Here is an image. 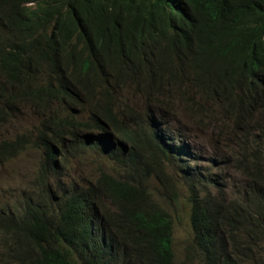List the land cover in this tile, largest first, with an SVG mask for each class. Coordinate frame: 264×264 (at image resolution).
Masks as SVG:
<instances>
[{
	"label": "trees",
	"instance_id": "1",
	"mask_svg": "<svg viewBox=\"0 0 264 264\" xmlns=\"http://www.w3.org/2000/svg\"><path fill=\"white\" fill-rule=\"evenodd\" d=\"M115 6L116 0H64L55 11L22 18L17 0H0V127L16 122L12 102L21 93L42 98L47 110L30 131L0 140V165L29 150L42 155L36 169L41 195L30 194L20 208L0 213V232L11 238L5 235L3 240L15 250L16 263L175 264L171 215L153 200L148 185L155 174L176 201L165 162L176 166L174 174L187 192L191 248L184 263L220 264L225 250L239 254L233 236L241 232L254 240L240 254L264 245V136L256 138L250 163L237 156L233 176L244 183L233 193L234 180L226 188L214 186L194 169L175 165L178 159L184 162L182 154L175 146L165 147L156 121L163 116L149 111L143 122L134 120L107 133L117 152L107 158L124 169L123 176L101 173L93 183H62L66 148L81 134L76 123L80 112L71 103L86 92L88 83L107 81L111 73L136 86L147 82L146 99L158 108L159 93L153 89L168 86L181 98L186 96L181 82H176L177 66L184 62L210 99L220 101L235 90L256 94L261 90L264 98V28L241 39L240 53L228 42L233 25L225 15L226 0H211L205 6L196 1L192 21L187 11L171 17L156 6L135 8L110 25L94 23L88 31L78 30L77 20ZM177 15L187 19L188 27L176 20ZM87 98L84 95L82 103ZM246 100L244 95L233 103L237 120H242ZM91 115L94 128L100 131L108 128L102 122L116 124L107 109ZM163 122L170 134L171 127ZM247 135L241 137V144ZM104 143L95 139L88 144L103 149ZM206 185L216 189V195ZM231 186L232 192L227 193ZM249 259L248 264H264V250Z\"/></svg>",
	"mask_w": 264,
	"mask_h": 264
},
{
	"label": "clouds",
	"instance_id": "2",
	"mask_svg": "<svg viewBox=\"0 0 264 264\" xmlns=\"http://www.w3.org/2000/svg\"><path fill=\"white\" fill-rule=\"evenodd\" d=\"M20 8V16L22 18H28L32 15H39L44 11H55L64 3V0H17ZM196 1L198 0H116V6L114 9L107 10L104 14H100L95 17H90L87 20H77V28L81 32L88 31L90 27L95 23L99 25H110L116 20H121L126 18L129 13L135 8H154L158 6L160 9H163L165 14H181L187 11L191 15L192 21V10L191 7L195 6ZM202 6H205L210 3L211 0H200ZM248 5V6H247ZM245 7V8H244ZM256 13V14H255ZM229 21H232L233 31L232 35L228 39V42L232 44L240 53L243 54L242 50L239 48L241 39L252 32H256L264 28V0H248L246 3L238 2L237 0H226V13ZM178 22H185L186 27L187 19L184 16H174ZM190 21V23H191ZM190 25V24H189ZM27 43V42H26ZM181 65H185L188 68V83L190 88H193L198 93L199 97L197 98L194 94L192 99L188 101V105H191L192 110L190 109L189 120L193 121L195 125H201L202 119L205 120V126L208 127L210 123H216L219 126L218 131L232 134L233 132L237 133L239 140L237 145L239 146V152L237 156L242 159L244 162H248V158L255 157L252 154L254 146L256 144V138L259 136H264V122H261L258 118L260 116L264 119V98L262 91L259 90L258 94L250 93L249 91L244 90H235L228 91L224 97L218 101L213 98H209L208 93H205L199 86V79L194 75L189 63L184 62ZM87 90L84 94H80L79 99L74 101L72 108L76 112H80L76 123L79 125L81 134L76 136V139L71 140V148H66L68 153L65 155L66 162L68 154L71 153L72 158L80 157V153H84L87 150H90L94 153L100 154L101 156L107 157V155H115L117 152L113 149L115 145L107 141V136L110 132L116 131L122 126H126L123 123V119L127 114L128 107L123 102L121 96L124 91H137L144 96L146 99L148 89V83L140 81L139 86H136L130 80L125 78L118 77L115 73H111L107 77V81L102 82H90L86 85ZM179 87L185 91V95L188 96V89L182 83ZM91 94V95H90ZM84 95H88L86 102L82 103ZM247 96V100L244 104L242 120L236 119V113L234 110L233 103L237 101V98L240 96ZM16 99L13 100L12 105L16 108L15 120L17 121L20 117L33 116L37 121L43 120L44 115L47 114L46 108H44V100L38 98V96L31 94L29 92L21 93V98L18 95L15 96ZM41 100V101H40ZM147 100V99H146ZM54 104V103H52ZM209 106V109L206 108ZM236 106V104H235ZM32 107L37 111V115L34 114ZM102 109H107L116 119L115 125H109L105 122H102V125L107 128V131H100L93 126L92 115L93 112H101ZM149 108L146 109L145 115L148 114ZM158 114V113H157ZM23 115V116H22ZM160 115V114H159ZM67 116V114H66ZM162 116V115H161ZM147 117L135 119L143 122ZM161 132V138L165 142V147L175 146L180 150L182 154L180 156L183 163L177 160L175 165L185 166L184 168L194 169L198 175L207 170L202 169L196 163H192L190 158L191 152L188 146L181 141L177 131L170 129V134L163 129L166 125L163 121L157 120ZM38 124V122H37ZM37 126V125H36ZM2 127V126H1ZM0 127V128H1ZM4 127V126H3ZM157 127V126H156ZM263 133V134H259ZM244 134H248L244 142L248 143L247 146L241 144V137ZM79 138V139H78ZM95 139H101L104 141V144H101L100 147L103 149H95L91 144ZM3 140V139H0ZM8 140V139H7ZM79 141L85 144V147H80ZM87 142V143H86ZM102 150V151H99ZM235 157V160L237 158ZM245 156V158H243ZM258 159V158H257ZM195 162V161H193ZM174 164V163H173ZM235 164V163H234ZM177 170V168H176ZM204 177V176H203ZM205 178V177H204ZM245 178V177H244ZM212 182V178H208ZM243 182L241 183V188L243 187ZM215 184L217 180L215 179ZM236 187V190L233 193H237L241 188L237 184H233ZM232 185V186H233ZM232 186L227 193L232 192ZM225 192V195L227 194ZM257 228L256 225L252 226ZM245 236H244V235ZM233 239L238 243L239 254H233L229 252L221 256V263H239V264H248L251 260L250 256L253 254L258 256V251L264 250V245H258L252 249H257L256 252H253L251 249L248 252L240 254L246 250L245 244L248 241H253L254 236L246 232H241L239 235L234 234Z\"/></svg>",
	"mask_w": 264,
	"mask_h": 264
},
{
	"label": "rangeland",
	"instance_id": "3",
	"mask_svg": "<svg viewBox=\"0 0 264 264\" xmlns=\"http://www.w3.org/2000/svg\"><path fill=\"white\" fill-rule=\"evenodd\" d=\"M177 72L176 82H181L186 86L188 96L181 98L177 91L170 90L168 86L160 90L153 89L152 91L159 93L158 108L156 105H151L139 92L124 91L121 98L128 107V111L123 123L130 126L136 118L143 119L147 108L151 113L162 115V121L168 122L167 125L172 130L177 131L181 141L188 146L191 152L190 158L195 161L192 163H196L208 171L203 173L205 180L211 177L214 186L216 179L218 183L216 186L225 188L234 180L241 188L243 179L233 176L235 157L239 152L237 145L239 136L235 132L230 134L218 131L219 126L216 123H210L206 127L204 119H202L200 126L189 120L188 101L192 99L193 94L197 98L199 95L196 90L190 88L187 66L178 65ZM146 91L150 92L149 89ZM206 108L209 109V106ZM258 118L264 122L260 116ZM37 122L31 115L20 117L16 122H9L0 128V139H10L15 133L23 130L25 132L30 131L37 125ZM79 156L72 158L71 153L68 154L66 172L61 177L62 183L67 184L71 180L78 184L93 183L101 173L110 174L114 177L124 175V169L121 166L119 167L116 162L110 161L100 154L87 150L80 153ZM41 158V153L29 150L0 165V213L8 211L12 207L20 208L22 201L30 194L34 198L41 195L36 173ZM164 167L165 173L170 177L172 186L176 191V201L172 200L169 189L159 182L155 174L148 181L149 190L153 200L171 215L174 262L175 264H186L184 262L188 254L187 250L191 248L189 209L186 202L187 192L184 183L174 174L176 166L165 162ZM134 175L136 177L137 173L134 172ZM206 188L216 195V189L209 185H206ZM5 235L0 232V264H5V261L6 264H17L15 258L18 256L12 246L3 240ZM6 236L10 238L8 235ZM252 250L253 252L257 251V249Z\"/></svg>",
	"mask_w": 264,
	"mask_h": 264
},
{
	"label": "bare ground",
	"instance_id": "4",
	"mask_svg": "<svg viewBox=\"0 0 264 264\" xmlns=\"http://www.w3.org/2000/svg\"><path fill=\"white\" fill-rule=\"evenodd\" d=\"M178 2V0H176ZM152 60V59H151ZM116 66V65H115ZM144 69V68H143ZM190 171V170H189ZM247 176V175H246ZM249 176V175H248Z\"/></svg>",
	"mask_w": 264,
	"mask_h": 264
}]
</instances>
